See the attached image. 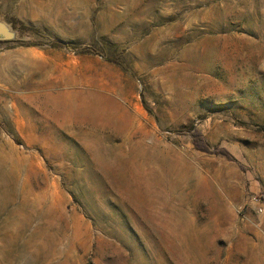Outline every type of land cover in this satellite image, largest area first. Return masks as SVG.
Returning a JSON list of instances; mask_svg holds the SVG:
<instances>
[{
    "label": "rangeland",
    "instance_id": "1",
    "mask_svg": "<svg viewBox=\"0 0 264 264\" xmlns=\"http://www.w3.org/2000/svg\"><path fill=\"white\" fill-rule=\"evenodd\" d=\"M0 25V264H264V0H0Z\"/></svg>",
    "mask_w": 264,
    "mask_h": 264
},
{
    "label": "trees",
    "instance_id": "2",
    "mask_svg": "<svg viewBox=\"0 0 264 264\" xmlns=\"http://www.w3.org/2000/svg\"><path fill=\"white\" fill-rule=\"evenodd\" d=\"M51 46H62V47H65L67 49L71 48L72 45L69 44V43H60V42H51L50 43ZM197 136V135H196ZM201 139L199 137H197L196 141H200ZM261 198L264 200V197L261 196Z\"/></svg>",
    "mask_w": 264,
    "mask_h": 264
},
{
    "label": "water",
    "instance_id": "3",
    "mask_svg": "<svg viewBox=\"0 0 264 264\" xmlns=\"http://www.w3.org/2000/svg\"><path fill=\"white\" fill-rule=\"evenodd\" d=\"M9 33L0 25V40L7 39Z\"/></svg>",
    "mask_w": 264,
    "mask_h": 264
}]
</instances>
